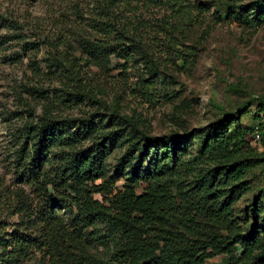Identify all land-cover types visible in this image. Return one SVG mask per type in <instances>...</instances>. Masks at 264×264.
<instances>
[{
    "label": "trees",
    "instance_id": "obj_1",
    "mask_svg": "<svg viewBox=\"0 0 264 264\" xmlns=\"http://www.w3.org/2000/svg\"><path fill=\"white\" fill-rule=\"evenodd\" d=\"M167 3L174 12V18L164 21L168 54L186 67L196 53L170 34L185 27L191 10L186 0ZM233 7L229 5V13L235 12ZM256 19L263 22L260 13ZM98 24L102 37L85 39L84 56L54 57L51 73L80 82L79 59L103 69L110 68L113 56L124 67L144 57L154 60V47L135 26L120 20ZM35 70L39 75L40 67ZM258 101L253 119L260 131L264 97ZM249 106L223 110L201 133V157L216 155L218 164L193 184L181 179L190 138L149 134L118 112L109 117L130 130L103 132L95 123L96 114L77 123L55 118L46 106L41 120L22 130L16 155L18 173L33 194L0 180V264H207L221 255L228 256L227 264H264V189L249 204L248 227L236 224L234 212V204L251 188L246 174L260 164L264 171V151L257 152L249 139L255 129L234 123ZM99 133L105 141L77 149ZM123 145L127 147L118 173L109 177L108 158ZM15 216L17 222L12 221Z\"/></svg>",
    "mask_w": 264,
    "mask_h": 264
},
{
    "label": "rangeland",
    "instance_id": "obj_2",
    "mask_svg": "<svg viewBox=\"0 0 264 264\" xmlns=\"http://www.w3.org/2000/svg\"><path fill=\"white\" fill-rule=\"evenodd\" d=\"M186 2L191 14L185 27L170 34L196 53L195 60L184 67L168 54L169 41L163 28L167 18H174V12L167 0H0V180L33 194L16 166L19 135L32 121H40L47 107L55 118L76 119L77 123L96 114L95 123L103 132L130 130L127 124L109 117L118 112L149 134L190 138L191 152L185 157L181 177L188 184L218 164L216 155L212 159L201 157L200 135L223 110L236 111L250 103L234 123L254 128L249 137L251 145L263 152L264 113L260 115V131L253 116L260 107L258 97H264V2ZM229 5L234 6L235 14L228 12ZM259 13L262 23L256 19ZM118 20L135 26L144 41L154 47V60L147 62L144 57V61L124 67V62L113 56L110 68L103 69L79 59L80 82L50 72L53 68L49 65L58 55L71 59L84 56L85 39L102 37L98 23ZM36 66L40 67L39 75ZM68 92L81 96L77 99ZM95 141L105 139L102 134L87 138L77 149ZM126 147H117L108 158L109 177L118 173ZM154 161L150 159L145 166L152 168ZM246 175L251 188L234 204L236 224L241 229L250 222L249 204L264 189L263 165H256ZM124 181L122 177L116 185L121 187ZM261 205L264 217V192ZM12 221L17 222L18 217ZM228 261V256L221 255L207 264Z\"/></svg>",
    "mask_w": 264,
    "mask_h": 264
}]
</instances>
